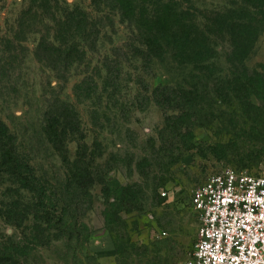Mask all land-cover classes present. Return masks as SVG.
Listing matches in <instances>:
<instances>
[{"label": "rangeland", "instance_id": "rangeland-1", "mask_svg": "<svg viewBox=\"0 0 264 264\" xmlns=\"http://www.w3.org/2000/svg\"><path fill=\"white\" fill-rule=\"evenodd\" d=\"M229 1L181 0V3L184 13L198 17L210 15ZM75 8L84 11L100 30L94 51L88 52L69 71L53 72L50 63L37 59L38 43L41 37L51 34L47 18L52 13L61 15ZM26 12L27 20L21 28L19 24ZM139 39L134 27L123 23L116 12L98 9L93 0H44L42 4L39 0H0V119L11 131L18 132L24 154L29 155L27 137L42 128L43 115L57 109L68 114L70 127H76V122L80 127L71 131L58 155L73 161L77 153L92 154L98 173L105 180L104 185H95L90 191L93 205L83 219L89 232L106 229L108 219L115 220L110 206L114 199L105 198L104 188L115 191L137 186L143 190L144 200H139L142 210L121 216L127 228L116 226L118 236L125 235L128 245L141 254L137 264H185L195 251L200 224L199 214L191 204L194 191L209 177L226 170L264 175V161L247 169L233 161L230 154L242 147L237 138L244 127L229 121L228 107L222 102L214 105V117L206 116L200 127L182 136L172 134L166 125L175 113L157 106L152 91L171 79L186 90L191 68L179 65L169 76L166 70L169 61L162 59L149 72L146 68L151 64L134 56ZM115 61L123 63L121 73L107 74L103 65L108 63L116 68ZM250 65H264V31ZM186 136L193 138L184 145ZM162 147L174 149L172 155L165 156L160 152ZM37 155L50 179L55 171H64V161L57 162L55 152L48 146ZM157 177L167 183L157 193L151 192L152 179ZM3 192L0 188V215L3 203L8 202ZM20 193L21 202L28 203L27 192ZM3 222L0 216V236L21 237L20 233L27 232L25 229L29 230L33 224L30 219L16 229ZM88 242L77 264H120L116 247L114 256H97ZM61 249V242H50L35 250L34 255L43 264H73V260H63Z\"/></svg>", "mask_w": 264, "mask_h": 264}, {"label": "trees", "instance_id": "trees-1", "mask_svg": "<svg viewBox=\"0 0 264 264\" xmlns=\"http://www.w3.org/2000/svg\"><path fill=\"white\" fill-rule=\"evenodd\" d=\"M93 4L100 10L116 12L123 23H129L140 34L134 56L151 64L146 68L149 72L162 59L169 61V76L179 65L191 68L186 90L171 79L152 91L157 106L175 113L166 125L172 134L182 136L200 127L206 116L214 117V105L222 102L228 107L229 121L245 128L237 138L242 147L230 154L233 161L243 169L264 161V65H250L264 31V0H231L210 15L198 17L184 13L181 0H93ZM27 13L21 18V28ZM47 20L51 22V34L41 37L36 57L50 63L53 72L69 71L94 51L100 30L81 9L61 15L52 13ZM115 63L116 68L108 63L103 65L107 74L121 73L123 63ZM71 112L75 118L76 114ZM68 118L58 109L46 112L42 128L27 137L29 155L24 154L18 132L11 131L0 119V188L8 199L0 216L4 225L16 229L30 219L33 222L29 230L25 229L27 232L20 233L21 237L0 236V264H43L34 255L35 250L50 242H61V257L73 260V264L84 252L92 234L83 223L93 205L90 191L95 185H104L105 180L99 175L92 154L77 153L73 161L58 155L71 131L80 127L77 122L76 127H70ZM190 137H184V145L191 141ZM44 146L55 152L57 162L62 159L65 163L64 171H55L51 179L37 155ZM173 151L169 147L160 150L165 156H171ZM41 173L43 176H39ZM61 178L64 180L60 181ZM166 183L162 177L153 178L151 192L157 193ZM136 187L103 190L106 199H114L110 206L115 220L108 219L106 230L113 239L120 264H137L141 256L133 245H128L125 235L118 236L117 230L119 225L127 228L122 223L123 214L142 210L139 200H144L143 190ZM21 190L29 196L26 204L21 202Z\"/></svg>", "mask_w": 264, "mask_h": 264}, {"label": "built area", "instance_id": "built-area-1", "mask_svg": "<svg viewBox=\"0 0 264 264\" xmlns=\"http://www.w3.org/2000/svg\"><path fill=\"white\" fill-rule=\"evenodd\" d=\"M191 204L200 224L185 264H264V175H213L194 191Z\"/></svg>", "mask_w": 264, "mask_h": 264}, {"label": "crops", "instance_id": "crops-1", "mask_svg": "<svg viewBox=\"0 0 264 264\" xmlns=\"http://www.w3.org/2000/svg\"><path fill=\"white\" fill-rule=\"evenodd\" d=\"M90 250L97 256H114L115 246L108 231L103 227L92 232L89 239Z\"/></svg>", "mask_w": 264, "mask_h": 264}]
</instances>
